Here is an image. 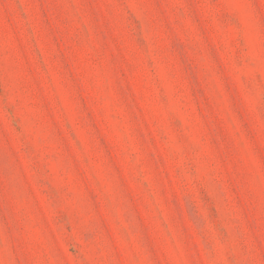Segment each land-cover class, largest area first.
Segmentation results:
<instances>
[{
    "label": "rangeland",
    "instance_id": "obj_1",
    "mask_svg": "<svg viewBox=\"0 0 264 264\" xmlns=\"http://www.w3.org/2000/svg\"><path fill=\"white\" fill-rule=\"evenodd\" d=\"M0 264H264V0H0Z\"/></svg>",
    "mask_w": 264,
    "mask_h": 264
}]
</instances>
